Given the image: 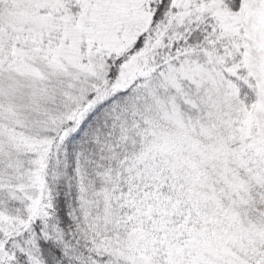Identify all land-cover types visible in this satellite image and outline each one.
I'll use <instances>...</instances> for the list:
<instances>
[{
	"label": "snow or ice",
	"instance_id": "obj_1",
	"mask_svg": "<svg viewBox=\"0 0 264 264\" xmlns=\"http://www.w3.org/2000/svg\"><path fill=\"white\" fill-rule=\"evenodd\" d=\"M0 264H264V0H0Z\"/></svg>",
	"mask_w": 264,
	"mask_h": 264
}]
</instances>
